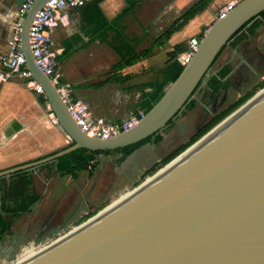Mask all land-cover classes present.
<instances>
[{
  "label": "water",
  "instance_id": "1",
  "mask_svg": "<svg viewBox=\"0 0 264 264\" xmlns=\"http://www.w3.org/2000/svg\"><path fill=\"white\" fill-rule=\"evenodd\" d=\"M46 1L35 0L21 22V49L71 144L2 170L0 177L75 149L114 150L156 134L184 110L236 31L264 10V0L238 1L205 30L191 60L152 107L134 125L101 139L79 128L63 97L34 62L29 28ZM24 264H264V95L151 182Z\"/></svg>",
  "mask_w": 264,
  "mask_h": 264
},
{
  "label": "crops",
  "instance_id": "2",
  "mask_svg": "<svg viewBox=\"0 0 264 264\" xmlns=\"http://www.w3.org/2000/svg\"><path fill=\"white\" fill-rule=\"evenodd\" d=\"M196 1L91 0L66 12L50 31L52 44L74 97L88 106L92 117L120 124L133 114L145 113V99L152 85L164 79L167 61H180L189 40L201 37L215 21L217 11L240 0H210L184 26L155 46L149 56L109 74L107 69L119 58L109 46L118 42L110 22L116 21L140 51L151 46ZM17 7L14 0H0V51L9 47ZM170 53L174 54L172 58ZM122 76L126 79L116 80ZM203 92H197L189 101L190 107L186 105L175 120L120 165L110 153H102L95 156L98 162L92 170L61 171L57 159L0 177V214L10 223V230L2 233L7 238L0 246V261L6 264L3 252L12 243L43 238L76 214L86 213L85 209L93 210L107 199L120 195L116 202L127 195L131 190L125 191L143 170L188 141L209 118V106L201 100ZM41 97L44 95L36 93L26 79L0 74V171L41 159L71 144ZM157 135L159 140H155ZM36 246H23L21 253Z\"/></svg>",
  "mask_w": 264,
  "mask_h": 264
},
{
  "label": "built area",
  "instance_id": "3",
  "mask_svg": "<svg viewBox=\"0 0 264 264\" xmlns=\"http://www.w3.org/2000/svg\"><path fill=\"white\" fill-rule=\"evenodd\" d=\"M35 0H23L15 11L16 23L9 47L5 51H0V74L5 77L9 74H17L26 79L27 84L32 87L36 93L43 94L42 87L36 82L32 73L26 65L25 54L21 49L20 26L26 13ZM91 0H47L44 5L35 13L32 24L29 28V44L34 57V62L38 68L49 77L51 83L65 100L68 110L79 126V128L91 137L107 139L134 125L144 114L140 111L138 114L131 115L122 123H108L103 119L92 117L88 111V106L76 99L73 95L72 85L64 78L60 71L56 59V49H54L51 39V29L58 25L63 16L69 9L82 7ZM235 3H227L216 13V19L224 18L228 11L233 9ZM202 37V36H201ZM201 37H192L188 42L187 50L180 56L182 64L188 63L197 50ZM56 121L55 117H52ZM57 122V121H56ZM98 162L94 157L87 163V170H92Z\"/></svg>",
  "mask_w": 264,
  "mask_h": 264
},
{
  "label": "trees",
  "instance_id": "4",
  "mask_svg": "<svg viewBox=\"0 0 264 264\" xmlns=\"http://www.w3.org/2000/svg\"><path fill=\"white\" fill-rule=\"evenodd\" d=\"M209 1L210 0H197L180 17L175 19L167 28H165L162 34L156 39H154L151 46L144 48L143 50H140V51H137L136 45L132 43V41L124 35L122 28L116 24V21L110 22L109 25L110 27L113 28L114 32L116 33L117 40H118L117 43H111L110 45L118 52L119 57H120L119 60L112 66V68L115 70H121L122 68L126 66H129V65H132L138 62L141 58L149 56L155 46L160 45L163 42V40L169 38L173 32H175L176 30L184 26L197 12L205 8ZM262 22H264V10L259 12L257 15L253 16L248 21H246L238 29V31H236V33L233 35L232 37L234 38L233 41H238L241 38H245V37H248L254 34L255 30L260 24H262ZM203 34L204 33H202L201 36ZM169 55L171 58L174 56L173 53H170ZM183 67H184V64H182L181 61H178V60L170 61V59L167 61L163 69L164 79L161 82H157L152 85L153 89L147 95L145 99V106H146L145 112H147L152 107V105L162 96L164 92V87L177 78V76L182 71ZM225 73H226V69H222L221 71H219L218 74L212 76V78L208 81V88L212 89V93L217 91V89H219L222 86L221 78L225 75ZM124 79H126V76L119 77L116 80H124ZM109 80H112V79H109ZM260 86L263 87L264 82L261 83ZM254 93L255 91L251 90L250 92L242 95L235 102H233L228 108H226L221 113H219L214 118H212V120L207 125L203 126L199 131H197L194 135H192L188 141L180 145L178 148L172 151L169 155L163 158L159 164L153 165L148 171L151 173L156 169L157 166L165 165L172 158H174L177 154L182 152L185 148H187L189 145L195 142L199 137L205 134L210 128H212L215 124H217L220 120H222L230 112H232L234 109L240 106L243 102H245ZM41 101L44 102L45 98L41 97ZM191 105H192V102H190L189 105L187 106L190 107ZM152 136H149L137 143L125 146L123 148L114 149V150L90 151L84 148L75 149L69 153H66L60 156L58 158L57 167L61 171L75 172L78 170L85 169L87 166V163L98 154L122 151L124 153L123 156H125L126 154L130 152L132 147L138 146L139 144L146 142ZM159 139H160V136L158 135L155 136V140H159ZM7 230H10V223L6 222L0 214V234L4 233Z\"/></svg>",
  "mask_w": 264,
  "mask_h": 264
},
{
  "label": "rangeland",
  "instance_id": "5",
  "mask_svg": "<svg viewBox=\"0 0 264 264\" xmlns=\"http://www.w3.org/2000/svg\"><path fill=\"white\" fill-rule=\"evenodd\" d=\"M205 30H204V32H205ZM109 46L113 49V51L119 57L118 52L110 44H109ZM119 58H118V60H119ZM241 60H243L244 62L249 61L253 70H256V72H257L256 78L252 81V83L247 88L254 90L255 92L259 91L261 88L264 87V86L263 87L260 86V84L264 82L263 81L264 80V22H262V24H260L257 27L254 34H252L248 37H245V38H241L238 41H233V40L230 41V43L224 49V51L221 53V55L219 56L217 61L212 65V69H218L220 67V65L228 64L229 68H233V74L235 75L234 76L235 79L238 77L239 73H244V75L246 76V74H245L246 70L243 69V72H241L238 68L239 65H237V63L238 64L242 63ZM241 65L243 68L246 67L245 63H242ZM115 71H116L115 69L110 67L107 69L106 72L110 74L111 72H115ZM206 81H207V78L204 79L205 83H206ZM204 82L202 84H204ZM167 86H168V84L166 85V87ZM180 114L181 113H179L178 115H180ZM175 118L176 117H174L169 123H171L173 120H175ZM186 140L187 139H185V141ZM147 141H149V139ZM143 143H145V142H143ZM143 143H141V144H143ZM141 144H139L138 146L132 147V149L130 148L131 149V150L129 149L130 152L128 154H126L125 156H123L124 153L122 151L110 152V155L112 156L113 161H115L116 163H118V165H120ZM159 163L160 162L156 163V165ZM162 167H163V165L157 166L156 169L151 173L148 171L151 167L143 170L141 172V174L139 175L138 179L133 181L131 186L129 187V189L125 192L132 190L133 188L138 186L141 182L147 181L151 176H153L157 172V170H160V168H162ZM119 197H120V195L116 196L115 199H112V200L107 199L100 206H97L93 210L85 209L86 213L81 212V213L76 214V216L73 217L63 227H61L57 230L52 229L55 231L50 232L48 235H46L45 237H43L42 239H40L36 242L12 243L3 252V258H5V263L6 264H18L19 262H22L25 258H31L33 256L38 255L40 252L44 251L45 249H47L50 246H52L53 244H55L61 238L70 234L69 232H73L74 230H76L77 228L82 226L83 224L87 223L90 219L87 220L86 222H84L86 219H88L90 216L94 215L98 211L104 210V208L106 206L110 205L112 202H114ZM5 238H7L5 235H3V234L0 235V246L4 244ZM44 241L46 243H44V244L41 243ZM31 244H33V246L37 245L36 246L37 248L33 247L34 249L31 248L32 250L27 251V253L22 254L21 252H22L23 246H29ZM40 244H43V245L39 246ZM0 264H3V262L0 261Z\"/></svg>",
  "mask_w": 264,
  "mask_h": 264
},
{
  "label": "flooded vegetation",
  "instance_id": "6",
  "mask_svg": "<svg viewBox=\"0 0 264 264\" xmlns=\"http://www.w3.org/2000/svg\"><path fill=\"white\" fill-rule=\"evenodd\" d=\"M232 40H234V38ZM227 46L228 45H226L222 49L221 53L224 51V49ZM221 53L219 54V56L221 55ZM219 56L216 58L214 63L217 61ZM241 61H242V63H245L246 67L243 68L241 65L242 64L241 62H240L241 64L237 63V65H239L238 68L241 72H243V69L246 70L245 71L246 76L244 75V73H239L238 77L236 79L234 77L235 75L233 74V68H229L228 64L220 65V67L218 69H212V67L210 68L208 75L205 77V78H207L206 83L202 84L200 86L199 90L197 91V92H200V91H202V89L204 91L203 92L204 93L203 99H201V100H203V104L209 106V109H208L209 112H207L209 114V118H207L205 120V122L200 126V128L198 130H200L203 126L207 125L212 120V118H214L216 115H218L223 110L228 108L233 102H235L242 95L251 91V89H249L247 87L256 78L257 72H256V70H253L249 61H246V62H244L243 60H241ZM222 69H226L225 75L221 78L222 86L219 89H217V91L212 93V89L208 88V81L212 78V76L218 74L219 71H221ZM185 109H186V106H185L184 110ZM172 151L173 150H171L168 154L163 156L160 159V161L163 158H165L167 155H169ZM40 239H42V238H37L33 242H36Z\"/></svg>",
  "mask_w": 264,
  "mask_h": 264
},
{
  "label": "bare ground",
  "instance_id": "7",
  "mask_svg": "<svg viewBox=\"0 0 264 264\" xmlns=\"http://www.w3.org/2000/svg\"><path fill=\"white\" fill-rule=\"evenodd\" d=\"M264 95V88L259 90L258 92L255 93V95L253 97H251L246 103H244L241 107H239L238 109H236L233 113H231L228 117H226L222 122H220L216 127H214L208 134H206L205 136H203L202 138H200L193 146H191L190 148H188L184 153H182L181 155H179L177 158H175L171 163H169L168 165H166L165 167H162L160 170H158L153 176H151L147 181L142 182L140 184L139 187L134 188L133 190H131L127 195H125L124 197H122L121 199H119L118 201L114 202L112 205H110L109 207L105 208L104 210H101L96 216H94L92 219H90L87 223L83 224L82 226H80L79 228H77L76 230H74L73 232H70V234L66 235L65 237L61 238L60 240H58L55 244H53L52 246L56 245L57 243L61 242L62 240H64L65 238H67L68 236H70L72 233L76 232L77 230H79L80 228H82L83 226L87 225L88 223H90L91 221H93L94 219H96L97 217H99L100 215H102L103 213H105L108 209H110L111 207L117 205L118 203H120L121 201L125 200L127 197H129L131 194H133L137 189H139L140 187L148 184L149 182H151L153 179H155L158 175H160L161 173H163V171H165L166 169L170 168L171 166H173L175 163H177L180 159H182L183 157H185L188 153H190L191 151H193L195 148H197L200 144H202L204 141H206L208 138H210L212 135H214L216 132H218L221 128H223L225 125H227L230 121H232L235 117H237L239 114H241L244 110H246L248 107H250L253 103H255L258 99H260L262 96ZM52 246H50L49 248H51ZM49 248L45 249L44 251L48 250ZM44 251L40 252L39 254L43 253ZM38 254V255H39ZM36 255V256H38ZM36 256H33L31 258H25L22 262H19L18 264H24L27 261L35 258Z\"/></svg>",
  "mask_w": 264,
  "mask_h": 264
}]
</instances>
